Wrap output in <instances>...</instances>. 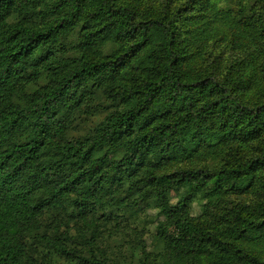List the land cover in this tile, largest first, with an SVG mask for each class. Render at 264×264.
I'll return each mask as SVG.
<instances>
[{
  "label": "trees",
  "instance_id": "obj_1",
  "mask_svg": "<svg viewBox=\"0 0 264 264\" xmlns=\"http://www.w3.org/2000/svg\"><path fill=\"white\" fill-rule=\"evenodd\" d=\"M232 1L0 0V264H118L96 227L140 204L163 217L142 264H264V0ZM209 41L243 55L205 64ZM98 95L112 108L71 136Z\"/></svg>",
  "mask_w": 264,
  "mask_h": 264
},
{
  "label": "rangeland",
  "instance_id": "obj_2",
  "mask_svg": "<svg viewBox=\"0 0 264 264\" xmlns=\"http://www.w3.org/2000/svg\"><path fill=\"white\" fill-rule=\"evenodd\" d=\"M194 3L188 7L183 8L188 2ZM205 0H140L142 8L150 10L153 14L158 12L160 14L179 12L182 14L192 15L202 10L201 4ZM211 4H216L220 8L222 7H235V3L232 0H208ZM13 20V19H11ZM69 37H74L71 34ZM219 43V42H218ZM209 41L203 44L202 55L204 56L205 64H210L213 61L218 62L223 59L224 63L229 61V57L232 59L237 56L243 55L242 50L233 49L228 43ZM231 59V60H232ZM261 70L262 76L264 75V51L261 52V56H257L255 60ZM264 81V77H263ZM264 100V83L263 91L250 100ZM99 105L98 108H94L92 113H85L83 111H77L75 114L74 123L70 129V135L74 137H80L82 135L92 132L104 118L106 112L112 108L111 103L104 100V98L98 95L93 102ZM220 164L218 159H210L205 161H197L195 166H216ZM180 193L176 191H170L168 197L171 201L177 200ZM207 199L201 195L194 198L190 204V212L192 215H199ZM163 219L162 215L158 213L157 208L152 204H140L134 208H128L124 212V216L121 221V225L118 229L112 230L115 225V221L107 222L104 225L97 226L98 231L97 247L102 249L106 254L116 261L118 264H142L143 260L150 258L154 252H157L161 247V242L156 239V227ZM74 246L81 248V244L77 243ZM83 248V247H82ZM36 258L43 261L44 264H65L63 259L57 256H52L40 248ZM149 253V254H146ZM145 258V259H144Z\"/></svg>",
  "mask_w": 264,
  "mask_h": 264
}]
</instances>
